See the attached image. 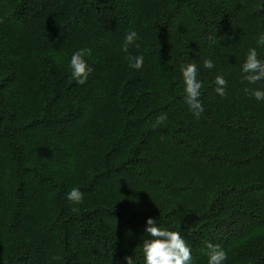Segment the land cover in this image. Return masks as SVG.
<instances>
[{"label":"trees","instance_id":"trees-1","mask_svg":"<svg viewBox=\"0 0 264 264\" xmlns=\"http://www.w3.org/2000/svg\"><path fill=\"white\" fill-rule=\"evenodd\" d=\"M261 35L264 0H0V264H145L148 218L181 234L191 264H208V243L223 264H264V100L245 92L264 80L242 71L249 49L264 61Z\"/></svg>","mask_w":264,"mask_h":264},{"label":"clouds","instance_id":"clouds-1","mask_svg":"<svg viewBox=\"0 0 264 264\" xmlns=\"http://www.w3.org/2000/svg\"><path fill=\"white\" fill-rule=\"evenodd\" d=\"M137 39L138 34L135 31L128 32L124 38L123 51L128 52L129 46L133 45ZM209 39L211 40L212 38L210 37ZM257 43L264 45V35L260 36ZM136 47H139V45L137 44ZM85 52L86 50L83 49L74 52L70 60L72 79L80 85L86 83L89 74L93 71L84 59ZM126 59L129 60V66L131 68L139 70L143 66L144 57L142 55L127 56ZM204 67L212 69L214 67L213 61L206 59L204 61ZM197 71V66L194 63L181 65L183 83L185 85V101L193 115L198 119L204 111V108L199 99L202 83L197 80ZM242 71L245 74L244 80L250 85L264 80V61L258 59L255 48L249 49L246 60L242 65ZM214 83L216 84V93L224 96L226 94L227 81L223 75H217ZM245 92H250L257 100H264V90L246 88ZM166 119V114L159 115L153 128L158 127ZM67 199L75 204H79L83 200V193L74 187L68 193ZM72 211L78 212L79 209L73 208ZM146 225L145 232L149 234V238L143 239L141 244L145 264H191V248L179 232L159 227L157 221L153 218H148ZM207 249L208 264H223L227 259V253L220 245L208 243ZM125 260L127 264H134V259L131 256L125 257Z\"/></svg>","mask_w":264,"mask_h":264}]
</instances>
